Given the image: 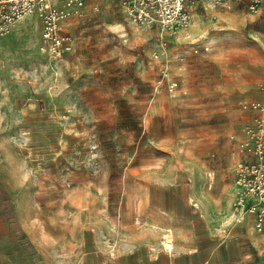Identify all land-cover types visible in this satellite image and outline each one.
Here are the masks:
<instances>
[{"label": "rangeland", "instance_id": "1", "mask_svg": "<svg viewBox=\"0 0 264 264\" xmlns=\"http://www.w3.org/2000/svg\"><path fill=\"white\" fill-rule=\"evenodd\" d=\"M236 7L223 30V57H232L223 66L264 78V1L256 14L247 4ZM86 10L82 19L68 22L75 50L58 62L40 50L42 27L36 17L0 39V201L5 219L19 215V257L13 264H74L94 240L113 258L123 247L143 243L170 251L177 241L176 231L155 229L167 227L147 222L137 207L124 206L123 191L115 185L125 181L126 127L99 117L110 116L113 108L102 103L114 99L115 115L122 118L128 114L127 100L139 104L129 91L148 62L159 64L160 76L162 62L153 58L160 29H138L118 3L88 0ZM187 40L172 39L169 54L192 50ZM224 77L229 85V75ZM92 184H111V190Z\"/></svg>", "mask_w": 264, "mask_h": 264}, {"label": "crops", "instance_id": "2", "mask_svg": "<svg viewBox=\"0 0 264 264\" xmlns=\"http://www.w3.org/2000/svg\"><path fill=\"white\" fill-rule=\"evenodd\" d=\"M246 4L242 0L233 6L208 8L203 0H196L191 7L194 24L177 39H189L193 49H178L171 55L185 57L187 95L181 91L173 95L167 85L157 90L159 64L148 62L137 74V86L129 91L139 97V104L132 106L127 100L126 116L115 115V99L102 103L113 110L110 116L101 114V120L112 126L123 121L127 129L123 131L129 144L125 181L115 188L123 191L124 206L137 207L144 220L167 227L155 229L176 231L173 252L142 243L135 249L121 248L113 258L110 250L94 240L93 248L81 249L74 264H264V232L256 229V216L247 214L241 224L233 223L231 217L235 166L243 159L232 137L241 138L243 128L258 115L244 110L243 104L264 99L259 92L263 77H248L240 68L223 66L232 59L223 57V30L231 25L228 18L238 11L236 5ZM97 40L100 46L102 41ZM177 65L173 62L174 69ZM226 74L229 85L224 81ZM249 93L253 97L245 99ZM92 185L111 190V184ZM3 214L1 200L0 261L13 264L14 256L19 257V215L5 219Z\"/></svg>", "mask_w": 264, "mask_h": 264}, {"label": "built area", "instance_id": "3", "mask_svg": "<svg viewBox=\"0 0 264 264\" xmlns=\"http://www.w3.org/2000/svg\"><path fill=\"white\" fill-rule=\"evenodd\" d=\"M88 0H0V39L13 33L20 22L29 17L39 19L42 27L40 50L54 62L75 50V38L66 31L70 21L82 19ZM118 3L125 16L138 29L158 26L160 41L153 53L161 61L157 90L167 85L170 91L187 95L183 62L185 57L172 58L170 41L187 34L194 24L191 7L196 0H105ZM234 0H204L217 8ZM264 0H248L249 11L256 14ZM98 10V5L95 6ZM173 62L178 63L176 69ZM264 95V86L260 88ZM243 109L258 115L243 128L237 140V152L243 156L235 166V200L232 207L233 223L241 224L247 214L256 216L255 227L264 232V99L245 102ZM136 222L141 224L139 218ZM167 237V236H166Z\"/></svg>", "mask_w": 264, "mask_h": 264}]
</instances>
